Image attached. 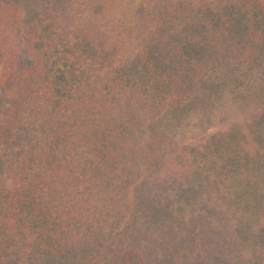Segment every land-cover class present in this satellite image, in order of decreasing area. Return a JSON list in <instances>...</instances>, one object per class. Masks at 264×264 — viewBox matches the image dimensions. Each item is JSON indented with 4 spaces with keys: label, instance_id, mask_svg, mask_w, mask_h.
Masks as SVG:
<instances>
[{
    "label": "trees",
    "instance_id": "16d2710c",
    "mask_svg": "<svg viewBox=\"0 0 264 264\" xmlns=\"http://www.w3.org/2000/svg\"><path fill=\"white\" fill-rule=\"evenodd\" d=\"M43 1L0 0V264L160 262L137 235L145 183L175 192L163 227L208 219L224 239L227 256L180 242L176 264H264V124L245 162L231 141L202 162L164 122L262 66L264 0H161L146 44L109 73L97 57L111 49L74 13L90 0ZM131 238L145 251L123 250Z\"/></svg>",
    "mask_w": 264,
    "mask_h": 264
},
{
    "label": "rangeland",
    "instance_id": "374dc122",
    "mask_svg": "<svg viewBox=\"0 0 264 264\" xmlns=\"http://www.w3.org/2000/svg\"><path fill=\"white\" fill-rule=\"evenodd\" d=\"M160 1L90 0V3L88 2L86 5L79 6L74 10L76 17L80 19L79 22L83 25H86L90 20L89 28L92 27L93 33L90 32L89 36L92 43L97 45V48H101V44H104L108 49H111V51L105 52L106 57H97L98 61L102 63L103 72H111L120 62L132 57L142 49L149 39L148 32L153 21H155L157 4ZM43 2V0H39L38 8L40 10L43 8ZM95 4L98 5L95 6ZM91 21H93V24ZM261 65V67H246L243 70L244 79L241 80L238 87H231L229 90H224L218 94L212 91L213 97L210 107H205L206 104L202 108L197 104L178 111L177 114L172 113L166 116L164 122L167 131H171L173 141L178 147L194 146L198 150V158L202 162H205L204 157L207 154L204 155L203 153H206L209 143L213 146L211 150L219 157L216 150L220 144L219 142L228 144L227 142L231 141L232 144H236L237 147L234 150L238 152L244 162L248 155L253 154L248 145L245 147L244 141L251 140L254 143L255 150L257 148L261 149L259 129L264 124V113L262 112L264 110V60H262ZM223 95L225 96L222 97ZM4 108L5 105L0 99V112ZM184 124L188 125L183 126ZM180 125L183 127H180ZM233 136L235 137L232 138ZM215 137H217L216 140ZM225 163L230 165L229 161L222 160L217 164V169H220ZM224 185H226V188L227 186L232 187L233 183L226 181V184L220 183L218 186L223 188ZM137 193L143 196L145 209L149 210V213L145 215L147 219L143 218L139 222L140 226L143 225L146 230H149L148 233L145 232L142 236L137 234L138 238L143 237L140 246L147 244L159 246V248H161V245L163 246V249L157 250L156 255L160 262L151 264H176L178 255L176 256L175 252L179 243L181 242L187 248H190V246H194L191 240L195 237L197 241H195L194 250H198V246L205 245L207 248H212L220 244L218 245L219 250L227 256L228 253L223 250L224 239L217 237V233H213V231L207 234V231L213 228L212 221L208 219H205V223L196 220L195 229L192 224L176 227V225L170 223L166 225V228L163 227L165 225L164 220L163 217L159 216L158 211L162 205L163 209L166 210L175 204L174 191L162 192L160 189L156 190L154 185L145 183L138 186ZM170 225H173V230L169 229ZM202 229L204 234L200 233ZM226 237L225 235L224 238ZM220 240L222 241L220 242ZM128 242L133 244H128ZM124 244L123 250L127 248H141V250H144L139 246L138 240L132 238L131 240H125ZM180 248L179 246L178 251ZM200 249L202 248L200 247ZM185 264H214V262L208 259L205 263V260L199 257L197 262L187 261Z\"/></svg>",
    "mask_w": 264,
    "mask_h": 264
}]
</instances>
